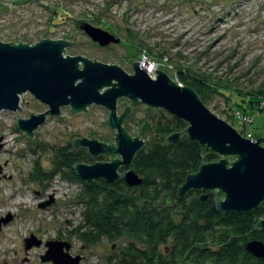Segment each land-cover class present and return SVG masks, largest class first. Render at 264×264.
Instances as JSON below:
<instances>
[{
  "label": "rangeland",
  "instance_id": "rangeland-1",
  "mask_svg": "<svg viewBox=\"0 0 264 264\" xmlns=\"http://www.w3.org/2000/svg\"><path fill=\"white\" fill-rule=\"evenodd\" d=\"M86 23L110 32L121 42L101 47L81 29ZM42 38L75 42L66 47L64 56L81 55L116 64L129 74L133 73L132 62L140 65L147 57L183 87L176 70L185 66L212 83L229 78L238 80L235 83L241 90L264 88V0H0L1 42L34 45ZM162 52L161 62L155 54ZM150 75L156 78V73ZM187 87L198 91L193 84ZM207 93H201L204 104L214 115L247 139L264 138V114L260 112H264V104L257 107L260 111L243 114L238 110L247 105L246 97L224 89ZM21 98V109L0 111V218L12 217L0 227V264H53L41 260L47 251L45 243L53 240L69 242L70 253L83 256L80 264H118L126 240L112 242L104 238L90 245L79 239V187L60 176L53 165L56 150L70 145L73 149L76 138L92 135L107 144L115 143V134L108 125L109 111L92 105L87 112L76 114L71 113V106L62 107L59 115H47L44 124L34 130L32 140L17 127V114L29 119L30 113L41 114L49 107L30 92ZM128 100H118L119 115ZM251 114L256 120L247 128H253L259 137L249 138L243 133V123ZM171 117L163 109L141 104L131 107L123 127L133 138L142 132L139 137L148 146L161 136L165 138L150 124ZM261 145L264 147V141ZM77 151L89 155L87 148L73 152ZM220 159L218 156L216 161ZM234 160L236 157H228L229 162ZM94 162H109V157L89 155L85 163ZM35 167L41 181L31 176ZM126 171L122 169L120 174ZM47 202L51 203L40 206ZM31 234L42 241V246L26 250L25 240Z\"/></svg>",
  "mask_w": 264,
  "mask_h": 264
},
{
  "label": "water",
  "instance_id": "water-1",
  "mask_svg": "<svg viewBox=\"0 0 264 264\" xmlns=\"http://www.w3.org/2000/svg\"><path fill=\"white\" fill-rule=\"evenodd\" d=\"M81 29L101 47L121 42L110 32L88 23ZM74 43L49 38H42L34 45L0 41V111H17L20 97L26 92L49 107L41 114L30 113L29 119H21L17 114V127L24 130L28 138L33 140L34 130L44 124L47 115H59L62 107L71 106V113L77 114L87 112L92 105L102 106L110 113L108 125L115 134V143L107 144L91 135V138L74 139L72 151L84 147L91 158L105 155L109 162L77 163L74 171L89 182L104 179L112 185L124 178L129 186H139L143 179L135 171L128 169L120 174V170L129 168L135 155L144 147L145 142L139 137L143 133L133 138L123 123L131 107L143 104L163 109L188 124L184 132L169 136L167 143H174L186 134L203 147V155L215 153L221 156L219 161L203 163L197 172L187 176L178 191L180 199L192 190L210 192L215 195L218 210L224 213H248L264 203L263 137L256 140L243 137L233 126L214 115L194 89L178 85L157 68L154 69L156 78H152L137 61L132 62L133 73L129 74L116 64H104L81 55L64 56L66 47ZM124 97L129 99L128 106L119 115L117 103ZM230 156L236 160L229 162ZM10 219V216L3 218L0 223H8ZM255 229L264 230V215ZM25 245L29 250L40 247L42 241L31 234ZM45 246L47 251L41 256L42 262L80 264L82 261V256L70 253L71 244L67 241H47ZM246 250L264 260V242L251 240Z\"/></svg>",
  "mask_w": 264,
  "mask_h": 264
},
{
  "label": "trees",
  "instance_id": "trees-1",
  "mask_svg": "<svg viewBox=\"0 0 264 264\" xmlns=\"http://www.w3.org/2000/svg\"><path fill=\"white\" fill-rule=\"evenodd\" d=\"M155 57L161 61L164 53H156ZM176 72L184 86L193 84L197 88L203 102L201 93L210 94L218 89L246 97L247 105L238 110L243 114L257 112L264 102V88L241 90L235 83L238 80L233 82L229 78L212 83L185 66ZM150 127L165 138L161 136L159 141L144 146L132 165L122 168L132 169L143 179L139 186H129L124 178L112 185L104 179L84 180L74 171V165L86 164L89 155L74 153L71 145L56 150L53 158L56 171L79 187L76 196L82 207V220L77 228L79 239L90 245L104 238L112 242L126 240L118 264H264L263 259L246 250L251 240L264 242V230L255 229L264 215V203L248 213H224L218 210L215 195L210 192L192 190L180 199L178 191L187 176L197 172L203 163L215 162L218 155H203V147L186 134L174 143H167L169 136L188 127L174 115L157 120ZM253 130V135L259 137ZM40 175L35 167L31 176L41 181Z\"/></svg>",
  "mask_w": 264,
  "mask_h": 264
},
{
  "label": "built area",
  "instance_id": "built-area-1",
  "mask_svg": "<svg viewBox=\"0 0 264 264\" xmlns=\"http://www.w3.org/2000/svg\"><path fill=\"white\" fill-rule=\"evenodd\" d=\"M140 66H141V68H144L150 74L156 73V71L154 69L157 68V64H154V63L151 64L147 57L142 59V62L140 64ZM261 104H264V102L261 103ZM262 109L264 110L263 106H262ZM247 117L248 118L246 119L245 123H243V124H244V126H246L245 135L250 138V137H253L252 128L248 129L247 126L253 125V123L255 121V118H256V115L255 114H251V115H249ZM239 118H240V116H239Z\"/></svg>",
  "mask_w": 264,
  "mask_h": 264
},
{
  "label": "flooded vegetation",
  "instance_id": "flooded-vegetation-1",
  "mask_svg": "<svg viewBox=\"0 0 264 264\" xmlns=\"http://www.w3.org/2000/svg\"><path fill=\"white\" fill-rule=\"evenodd\" d=\"M122 170V169H121ZM53 201V200H52ZM11 217V216H10ZM12 218V217H11ZM0 220H2V218H0ZM11 220V219H10ZM9 223V222H8ZM8 223H4V222H2V223H0V227L4 224V225H7ZM59 241H61V240H59ZM42 246V245H41ZM33 248V247H32ZM31 248V249H32ZM30 250V249H29ZM73 256H77V255H80V256H82L81 254H72ZM83 257V256H82ZM82 260H84V259H82Z\"/></svg>",
  "mask_w": 264,
  "mask_h": 264
},
{
  "label": "bare ground",
  "instance_id": "bare-ground-1",
  "mask_svg": "<svg viewBox=\"0 0 264 264\" xmlns=\"http://www.w3.org/2000/svg\"><path fill=\"white\" fill-rule=\"evenodd\" d=\"M21 97H22V96H21ZM21 97H20V101H21V99H22Z\"/></svg>",
  "mask_w": 264,
  "mask_h": 264
}]
</instances>
